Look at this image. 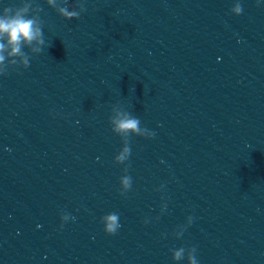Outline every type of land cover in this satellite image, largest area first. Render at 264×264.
Masks as SVG:
<instances>
[{"label": "clouds", "instance_id": "clouds-1", "mask_svg": "<svg viewBox=\"0 0 264 264\" xmlns=\"http://www.w3.org/2000/svg\"><path fill=\"white\" fill-rule=\"evenodd\" d=\"M48 6L54 8L56 12L65 20H73L79 18L81 13L86 11L84 0L69 7L67 0H46ZM42 8L35 0H24L19 7H6L0 14V40L7 43H0V76L7 75L10 70H18L20 68L27 69L29 67L30 56L23 50L25 46L33 54H39L45 45L43 34V21L40 18ZM243 11L241 3L237 2L230 9L234 15H240ZM31 13V15H30ZM7 51V56L5 52ZM109 124L113 134L121 138L123 147L114 157V163L124 164L131 154L129 140L131 136H140L151 138L155 134L145 127H141V121L138 117L133 116L126 110L118 109L114 106L112 114L109 118ZM128 169L125 167L124 172ZM120 194H126L132 186V178L125 174L120 178ZM75 219L68 214H62L60 217L62 228L64 223L69 219ZM192 217L187 218V224L179 226L181 231L175 233L177 238L183 235L186 227L192 223ZM103 225L105 234L115 235L120 225L119 214L116 212L108 213L101 217L100 221ZM187 259V264H198L196 256V248H184L172 250V260L174 264L181 260Z\"/></svg>", "mask_w": 264, "mask_h": 264}]
</instances>
